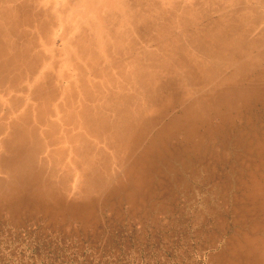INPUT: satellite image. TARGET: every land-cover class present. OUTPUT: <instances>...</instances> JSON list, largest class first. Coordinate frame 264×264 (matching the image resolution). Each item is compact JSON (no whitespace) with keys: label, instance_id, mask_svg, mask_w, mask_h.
<instances>
[{"label":"rangeland","instance_id":"1","mask_svg":"<svg viewBox=\"0 0 264 264\" xmlns=\"http://www.w3.org/2000/svg\"><path fill=\"white\" fill-rule=\"evenodd\" d=\"M163 1L0 0V264H264V0Z\"/></svg>","mask_w":264,"mask_h":264},{"label":"bare ground","instance_id":"2","mask_svg":"<svg viewBox=\"0 0 264 264\" xmlns=\"http://www.w3.org/2000/svg\"><path fill=\"white\" fill-rule=\"evenodd\" d=\"M164 1H165V0H164ZM164 1H163V2H164ZM166 1H167V0H166ZM17 4H18V3H17ZM9 5H10V4H9ZM9 5H8V6H9ZM15 5H16V4H15ZM15 5H14V6H15ZM5 6H7V4H6ZM128 6H129V5H128ZM130 7H131V6H130ZM6 9H7V8H6ZM6 9H5V10H6ZM47 9H48V8H47ZM49 9H50V7H49ZM134 11H135V10H134ZM47 12H48V11H47ZM7 13H8V12H7ZM34 13H35V12H34ZM50 13H51V12H50ZM133 13H134V12H133ZM133 13H132V14H133ZM0 14H1V13H0ZM135 14H136V13H135ZM9 15H10V14H9ZM16 15H17V14H16ZM46 15H48V14H46ZM6 16H7V15H6ZM6 16H5V17H6ZM130 16H132V15H130ZM2 18H3V17H2ZM7 18H8V17H7ZM31 18H32V17H31ZM7 20H8V19H7ZM93 20H94V19H93ZM7 22H8V21H7ZM39 22H40V21H39ZM39 22H38V23H39ZM3 23H4V20H3ZM87 25H88V24H87ZM4 27H5V26H4ZM13 27H15V26H13ZM6 29H7V28H6ZM11 29H12V27H11ZM15 29H16V28H15ZM49 30H50V29H49ZM11 31H12V30H11ZM11 31H10V32H11ZM8 32H9V31H8ZM141 33H142V32H141ZM143 33H144V32H143ZM142 35H143V34H142ZM9 41H10V40H9ZM145 41H146V40H145ZM146 42H147V41H146ZM14 43H15V42H14ZM143 44H144V43H143ZM148 44H149V42H148ZM11 45H13V44H11ZM102 45H103V44H102ZM146 45H147V44H146ZM24 46H25V45H24ZM150 47L153 48V45L150 46ZM8 48H9V47H8ZM23 48H24V47H23ZM23 48H22V49H23ZM155 48H156V47H155ZM95 50H96V49H95ZM148 50H149V49H148ZM21 51H22V50H21ZM30 51H31V50H30ZM96 51H97V50H96ZM18 52H19V51H17V53H18ZM10 53H12V52H10ZM100 53H101V52H100ZM159 53H160V52H159ZM160 54H161V53H160ZM160 54H159V55H160ZM21 56H22V55H21ZM11 57H12V56H11ZM26 57H27V56H26ZM20 58H21V57H20ZM20 58H19V59H20ZM16 59L18 60V58H16ZM21 59H22V58H21ZM25 60H26V59H25ZM108 60H109V59H108ZM22 63H23V62H22ZM24 65H25V63H24ZM22 66H23V65H22ZM23 67H24V66H23ZM100 67H101V66H100ZM100 67H98V68H100ZM24 68H25V67H24ZM76 70H77V69H76ZM19 71H21V70H19ZM22 71H24V70H22ZM29 71H30V70H29ZM31 71H32V70H31ZM14 73H15V72H14ZM17 73H18V72H16V74H17ZM19 73H20V72H19ZM16 74H15V75H16ZM30 75H31V74H30ZM20 77H21V76H20ZM21 79H22V78H21ZM50 79H51V78H50ZM84 79H85V78H84ZM47 81H48V80H47ZM44 82H45V81H44ZM78 82H79V81H78ZM80 82H81V81H80ZM20 83H21V82H20ZM260 85H261V84H260ZM260 85H259V86H260ZM42 86H44V85H42ZM257 86H258V85H257ZM40 88H41V87H40ZM44 88H45V87H44ZM16 89H17V88H16ZM41 89H42V88H41ZM263 89H264V88H263ZM45 90H46V89H45ZM257 90H259V89H257ZM40 91H42V90H40ZM50 92H51V91H50ZM52 92H53V91H52ZM263 92H264V91H263ZM258 93H259V92H258ZM44 94H45V93H44ZM38 96H39V95H38ZM258 96H259V95H258ZM35 98H36V97H35ZM44 98H45V95H44ZM58 99H59V98H58ZM63 100H65V98H64ZM41 101H42V100H41ZM258 101H259V100H258ZM22 103H23V102H22ZM55 103H56V102H55ZM63 103H64V102H63ZM243 103H244V102H243ZM18 105H19V104H18ZM18 105H17V107H18ZM243 106H244V105H243ZM263 106H264V105H263ZM63 107H64V106H63ZM15 108H16V106H15ZM59 110H60V109H59ZM235 110H236V109H235ZM257 110H258V109H257ZM52 111H53V110H52ZM52 111H51V112H52ZM211 111H212V110H211ZM235 112H236V111H235ZM241 112H242V111H241ZM236 114H237V113H236ZM13 115H14V114H13ZM13 115H12V116H13ZM62 115H63V114H62ZM211 115H212V114H211ZM214 115H215V114H214ZM8 116H9V115H8ZM221 116H222V115H221ZM237 116H238V115H237ZM9 117H10V116H9ZM220 118H221V117H220ZM7 119H8V117H7ZM7 119H6V120H7ZM11 120H12V119H11ZM220 120H221V119H220ZM228 120H229V119H228ZM228 120H226V121H228ZM8 121H10V120H8ZM1 122H2V121H1ZM4 122H5V121H4ZM50 122H51V121H50ZM50 122H49V123H50ZM228 122H229V121H228ZM246 122H247V121H246ZM2 123H3V122H2ZM59 123H60V122H59ZM230 123H231V120H230ZM5 124H6V123H5ZM7 124H9V122H7ZM44 124H46V123H44ZM232 125H233V124H232ZM206 126H208V125H206ZM44 127H45V126H44ZM216 128H217V124H216ZM216 128H215V129H216ZM260 128H261V127H260ZM209 129H210V128H209ZM62 131H63V130H62ZM244 131H245V130H244ZM195 132H196V131H195ZM215 132H216V131H215ZM39 133H40V132H39ZM7 134H8V133H7ZM63 134H64V133H63ZM253 134H254V133H253ZM256 134H257V133H256ZM212 135H213V133H212ZM239 135H240V134H239ZM170 136H171V135H170ZM178 136H179V135H178ZM193 137H194V135H193ZM209 137H210V136H209ZM246 138H247V137H246ZM256 138H257V137H256ZM261 138H262V137H261ZM186 139H187V138H186ZM197 141H198V139H197ZM220 144H221V142H220ZM248 144H249V143H248ZM163 145H164V144H163ZM258 145H260V144H258ZM184 148H185V147H184ZM215 148H216V147H215ZM71 149H72V147H71ZM163 149H164V148H163ZM194 149H195V148H194ZM248 149H249V148H248ZM253 149H254V148H253ZM155 150H156V149H155ZM216 150H217V148H216ZM218 150H219V148H218ZM205 151H206V150H205ZM224 151H225V150H224ZM246 151H248V150H246ZM206 152H207V151H206ZM261 152H262V151H261ZM158 153H159V152H158ZM256 153H257V152H256ZM168 154H169V153H168ZM222 157H223V156H222ZM149 158H150V157H149ZM248 158H249V157H248ZM252 158H253V157H252ZM257 158H259V157H257ZM241 160H242V159H241ZM261 161H262V160H261ZM211 164H212V163H211ZM233 165H234V164H233ZM242 165H243V163H242ZM71 166H72V165H71ZM247 166H248V165H247ZM245 167H246V166H245ZM252 167H253V166H252ZM255 167H256V166H255ZM74 170H75V169H74ZM251 170H252V169H251ZM137 172H138V170H137ZM247 173H248V172H247ZM252 174H253V173H252ZM75 175H76V174H75ZM162 175H163V174H162ZM130 176H132V175H130ZM135 177H138V176L135 175ZM145 177H146V176H145ZM243 179H244V178H243ZM124 181H125V180H124ZM242 181H243V180H242ZM78 183H79V182H78ZM125 183H127V182H125ZM245 184H246V183H245ZM247 185H248V182H247ZM251 185H252V184H251ZM122 186H123V185H122ZM122 186H121V187H122ZM169 187H170V186H169ZM124 188H125V187H124ZM170 188H171V187H170ZM243 188H244V187H243ZM152 189H153V188H152ZM168 189H169V188H168ZM168 189H167V190H168ZM262 189H263V188H262ZM114 190H115V189H114ZM123 190H124V189H123ZM138 190H139V189H138ZM241 190H242V189H241ZM254 190H255V189H254ZM117 191H118V190H117ZM257 191H258V190H257ZM128 192H129V191H128ZM150 192H151V191H150ZM150 192H149V193H150ZM247 192H248V191H247ZM106 194H107V193H106ZM117 194H118V193H117ZM117 194H116V195H117ZM262 194H263V193H262ZM124 195H125V194H124ZM133 195H134V194H133ZM236 195H237V194H236ZM248 195H249V194H248ZM251 195H252V194H251ZM257 195H258V194H257ZM25 196H26V195H25ZM125 196H126V195H125ZM104 197H105V196H104ZM131 197H132V196H131ZM150 197H151V196H150ZM127 198H128V197H127ZM132 198H134V197H132ZM261 198H262V197H261ZM128 199L131 200L130 198H128ZM259 199H260V198H259ZM236 200H237V199H236ZM60 201H61V200H60ZM62 201H63V200H62ZM260 201H261V200H260ZM15 202H16V201H15ZM32 202H33V201H32ZM63 202H64V201H63ZM255 202H256V201H255ZM255 202H254V203H255ZM261 202H262V201H261ZM13 203H14V202H13ZM42 203H43V202H42ZM67 203H68V202H67ZM69 203H70V202H69ZM28 204H29V203H28ZM36 204H38V203L36 202ZM44 204H45V203H44ZM57 204H58V203H57ZM8 205H9V204H8ZM50 205H51V204H50ZM63 205H64V204H63ZM37 206H38V205H37ZM15 207H16V206H15ZM259 207H260V206H259ZM138 208H139V207H138ZM242 208H243V207H242ZM244 208H245V207H244ZM75 209H77V208H75ZM158 211H159V210H158ZM235 211H236V210H235ZM237 211H238V210H237ZM71 212H72V211H71ZM225 214H226V213H225ZM252 214H253V213H252ZM259 214H260V213H259ZM244 215H245V214H244ZM227 216H228V215H227ZM227 216H226V217H227ZM254 219H255V218H254ZM209 221H211V220H209ZM223 223H224V222H223ZM261 224H262V223H261ZM219 226H220V225H219ZM232 227H233V226H232ZM244 227H245V226H244ZM254 227H255V226H254ZM259 227H260V226H259ZM255 228H256V227H255ZM225 229H226V228H225ZM229 229H230V228H229ZM214 230H215V229H214ZM210 231H211V230H210ZM185 232H186V231H185ZM260 232H261V231H260ZM218 233H219V232H218ZM229 233H230V232H229ZM226 234H227V233H226ZM215 235H216V234H215ZM220 240H221V239H220ZM227 240H228V239H227ZM221 242H223V241L221 240ZM230 242H231V241H230ZM249 246H250V245H249ZM256 246H257V245H256ZM244 247H245V246H244ZM257 247H258V246H257ZM230 248H231V247H230ZM217 249H218V248H217ZM252 250H253V249H252ZM236 251H237V250H236ZM223 252H224V250H223ZM223 252H222V253H223ZM240 252H241V251H240ZM234 255H235V254H234ZM259 255H260V254H259ZM231 256H232V254H231ZM240 256H241V255H240ZM243 256H244V255H243ZM249 256H250V255H249ZM263 256H264V255H263ZM228 257H229V256H228ZM257 257H258V256H257ZM221 258H222V256H221ZM241 259H242V257H241ZM236 260H237V259H236ZM220 261H221V260H220ZM233 261H234V260H233ZM235 263H236V262H235ZM242 263H243V262H242ZM231 264H233V263H231ZM238 264H239V263H238ZM244 264H245V263H244Z\"/></svg>","mask_w":264,"mask_h":264}]
</instances>
